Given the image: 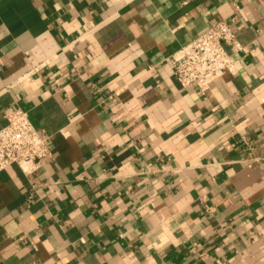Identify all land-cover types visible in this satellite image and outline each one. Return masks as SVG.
Instances as JSON below:
<instances>
[{"label": "crops", "instance_id": "crops-1", "mask_svg": "<svg viewBox=\"0 0 264 264\" xmlns=\"http://www.w3.org/2000/svg\"><path fill=\"white\" fill-rule=\"evenodd\" d=\"M221 18L236 72L181 86ZM16 107L53 153L0 172V264H264V0H0Z\"/></svg>", "mask_w": 264, "mask_h": 264}, {"label": "built area", "instance_id": "built-area-1", "mask_svg": "<svg viewBox=\"0 0 264 264\" xmlns=\"http://www.w3.org/2000/svg\"><path fill=\"white\" fill-rule=\"evenodd\" d=\"M232 22L218 19L171 56L173 73L181 86H196L205 92L225 73L236 72L233 54L241 45ZM6 118L7 123L0 128V172L13 164L29 171L52 156L49 138L35 127L26 109L16 107Z\"/></svg>", "mask_w": 264, "mask_h": 264}]
</instances>
